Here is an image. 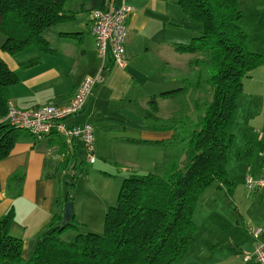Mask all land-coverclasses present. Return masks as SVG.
<instances>
[{
  "label": "crops",
  "instance_id": "crops-1",
  "mask_svg": "<svg viewBox=\"0 0 264 264\" xmlns=\"http://www.w3.org/2000/svg\"><path fill=\"white\" fill-rule=\"evenodd\" d=\"M252 2L256 15L264 17V0ZM110 3H124L133 9L127 19V65L121 69L113 65L109 51L104 60L100 58L89 31L90 12L104 9ZM237 3L240 8L241 0ZM76 9V5L71 8ZM83 9L75 19L46 30L44 37L52 52L42 53L32 46L15 55L0 50V59L18 79L4 89L7 106L24 109L65 104L83 76L99 73L104 77L103 82L92 88L83 109L66 123L92 124L97 159V141L101 140L99 135L96 137L97 132L109 144H142L156 147L160 152L162 146L153 142L168 139L171 132L154 130L138 118L132 105L146 109L150 97L180 87V80L185 77L183 68L194 55L180 54L174 45L189 41L197 29L186 21L177 0H88ZM247 34L250 51L264 54V20L249 28ZM38 56L41 57L39 64L26 69L21 67L22 63ZM158 102L157 98V105ZM235 103L229 128L232 142L225 167L230 186L213 182L204 197L201 196L197 203L202 201L199 206L204 207L205 212L201 232L197 227L191 254L175 264H258L253 259L244 261L243 257L253 252L257 241L264 242V187L249 192L243 179L248 174L258 177L264 162V63L243 79ZM4 119L5 116L1 117L0 122ZM130 132L140 138L131 137ZM122 139L150 143H130ZM57 141L65 145L61 138L53 135L19 141L12 152L0 160V217L13 209L10 234L22 240L24 257H28L36 235L52 218L56 199L64 198V181L74 172V152L77 153L75 158L81 159V149L76 142L65 151L73 157L70 156L69 167L53 176L51 171L63 159ZM109 151L101 157H106V162ZM46 161L52 166L45 167ZM156 163L159 162H154L152 168ZM18 169L24 174V188L19 196L13 197L6 191V181ZM106 173L105 176H109ZM121 180L118 175L103 177L101 199L113 200ZM91 207L92 211H86L73 200L74 219L79 230L101 234L109 206L98 202ZM247 228H260L259 237L253 238Z\"/></svg>",
  "mask_w": 264,
  "mask_h": 264
},
{
  "label": "trees",
  "instance_id": "trees-1",
  "mask_svg": "<svg viewBox=\"0 0 264 264\" xmlns=\"http://www.w3.org/2000/svg\"><path fill=\"white\" fill-rule=\"evenodd\" d=\"M87 2L0 0V50L15 55L32 46L42 53L52 52L44 37L46 30L75 19ZM237 2L177 0L186 21L197 29L189 41L174 45L176 52L194 55L187 63L188 74L180 87L150 97L146 109L132 105L138 118L154 130L171 132L168 139L153 142L165 153L153 171L122 178L116 202L105 212L103 232L79 230L73 213L62 223L64 205L72 202L70 188L85 162L82 155L75 158L76 152L74 158L65 153L67 148L57 141L64 156L51 174L66 170L70 156L74 161V172L64 181V198L56 199L52 218L36 235L28 257L23 255L22 240L10 234L13 209L0 217V264H175L191 254L196 230L193 215L202 192L213 182L230 186L225 170L232 142L229 128L242 81L264 63V54L250 51L248 35L239 28L242 12ZM40 62L38 56L21 67ZM17 81L0 59V118L8 109L4 89ZM157 98L174 99L180 107L171 117L160 118ZM32 138L0 122V160L17 142ZM44 166L52 163L46 161ZM23 184L24 174L18 169L8 177L6 191L17 197ZM70 228L76 231L75 237L62 240Z\"/></svg>",
  "mask_w": 264,
  "mask_h": 264
},
{
  "label": "built area",
  "instance_id": "built-area-1",
  "mask_svg": "<svg viewBox=\"0 0 264 264\" xmlns=\"http://www.w3.org/2000/svg\"><path fill=\"white\" fill-rule=\"evenodd\" d=\"M132 11V7L124 3L119 5L110 3L106 8L93 9L89 14V31L94 38L98 55L104 60L107 51H109L113 65L120 69L127 65L125 52L127 19ZM103 80L104 77L99 73L93 76H83L72 98L65 104H44L24 109L9 106L2 122L28 132L35 139L52 135L59 137L67 149H71L74 143L78 142L82 160L87 164H94L96 156L92 124L85 121L79 125H68L66 120L83 109L92 88L96 84L102 83ZM62 156L64 155L62 154ZM243 184L249 192L264 187V162H262L260 175L258 177L246 175ZM247 229L255 239L261 233L260 228ZM251 259L258 264H264V242L257 241L253 252L243 257L244 261Z\"/></svg>",
  "mask_w": 264,
  "mask_h": 264
},
{
  "label": "rangeland",
  "instance_id": "rangeland-1",
  "mask_svg": "<svg viewBox=\"0 0 264 264\" xmlns=\"http://www.w3.org/2000/svg\"><path fill=\"white\" fill-rule=\"evenodd\" d=\"M240 9L242 11V16L240 21L238 22V25L246 34L248 33L249 28L254 26L255 24H258L264 20V17L256 15L255 9L256 6L252 2V0H241ZM248 35V34H247ZM185 69V71H184ZM118 68L115 67L114 71H117ZM185 76L188 74V67L183 68ZM85 77V76H84ZM180 83L178 86L182 85V80H180ZM160 99V102H158V107L160 110V113H158V116L161 117H171L174 112H176L180 106L179 103L174 99ZM181 104V103H180ZM170 113V115H167V113ZM131 133V132H130ZM131 137L138 139L140 138L139 135H135L136 133H131ZM100 137V142H98L97 145V153H98V159L95 164H84L83 169L80 174L77 176V181L73 183V186L70 188V195L72 197V201L75 200L76 206L78 204L80 205V208L84 210H90L93 209V207L98 202H102L105 206H112L115 204V199H117V192L115 193V198L111 200L110 202H106L105 199H101V191H102V185H103V177H110L111 176H119L120 178H124L128 176L131 173H138V174H146L150 171H153L152 164L154 162H161L164 156V149L161 148L160 152H158L156 147H149L148 145L143 146L142 144H122V143H111L104 142L102 139V134L96 133V137ZM110 146V147H109ZM109 148V149H108ZM108 161L104 158H101L102 156H106L104 154H107L108 152ZM95 156H96V149H95ZM106 164V166L104 165ZM107 168H105V167ZM107 172L106 174H109V176H105L104 172ZM217 183V182H216ZM232 186L234 184L232 183ZM209 186L204 190L206 192L208 190ZM63 195L66 193V186L63 187ZM204 192H202V197H204ZM246 193V192H245ZM202 204V201H200ZM199 204V205H200ZM199 205L197 208V214L194 219V223L196 224V230L197 227L199 228V232H201L202 226L204 224V207L202 209ZM196 211V210H195ZM194 211V212H195ZM196 213V212H195ZM202 219V220H201ZM74 223L76 221L74 220ZM73 223V224H74ZM77 225V224H75ZM196 230L195 233H196ZM76 231L74 229H68L65 231V233L62 234V240L64 241H71L75 237Z\"/></svg>",
  "mask_w": 264,
  "mask_h": 264
},
{
  "label": "water",
  "instance_id": "water-1",
  "mask_svg": "<svg viewBox=\"0 0 264 264\" xmlns=\"http://www.w3.org/2000/svg\"><path fill=\"white\" fill-rule=\"evenodd\" d=\"M72 215V202L71 201H67L64 205V215H63V221L62 223L67 222Z\"/></svg>",
  "mask_w": 264,
  "mask_h": 264
}]
</instances>
